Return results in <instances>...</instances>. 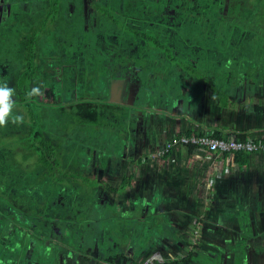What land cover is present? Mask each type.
<instances>
[{
	"label": "rangeland",
	"instance_id": "obj_1",
	"mask_svg": "<svg viewBox=\"0 0 264 264\" xmlns=\"http://www.w3.org/2000/svg\"><path fill=\"white\" fill-rule=\"evenodd\" d=\"M196 1L197 12L214 18L217 12L225 13V0L223 4ZM54 3L52 12L51 0H0V81L14 88L13 99H19L15 83L26 70V37L42 32L29 88H23L28 92L37 87L42 95L35 98L65 103L49 112L47 126L66 166L61 182L44 177L41 170H32L29 178L21 175L26 174L23 169L3 173L0 181L13 183L0 188V196L17 203L16 208L29 209L34 221L14 223L10 206L0 200V213L6 216L5 223L1 219L5 226L0 238L16 226L18 249L27 240L22 256L1 249L0 264H172L194 244L191 264H231L234 255L241 257L239 264H264V253L250 250L246 258L241 254L244 245L264 247V152L247 156L244 169L228 161L223 176L221 167L211 172L205 164L191 163L182 172L175 166L161 168L168 153L166 142L179 125L235 128L239 123L240 118L227 120L220 115L228 113L218 110L214 91L227 90L235 101L232 110L244 109L245 126L251 130L247 140L264 137L263 132L252 131L264 128V31L255 28L236 36L230 28L216 25L215 19L203 20L205 28L187 39L200 53L203 49L205 56L210 55L206 64L197 63L196 72H188L177 61L170 75L165 74L168 80L155 85L156 70L150 68L160 63L152 60L155 47L146 46L143 35L158 39L159 53L183 58V49L176 48V35L163 17L145 12L137 0ZM247 6L246 24L257 12ZM198 51L189 50L187 60ZM141 58L145 59L137 62L138 67L134 61ZM202 73L206 79L198 78ZM104 76L121 82L118 100L131 109L98 104L97 122L112 126L73 124L71 107L76 101L109 98L101 86ZM16 109L14 113L26 119L23 110ZM16 125L25 132L23 123ZM16 125L9 121L0 128V168L3 163L10 166L5 162L7 145L18 137L10 138L8 133ZM112 218L132 220L133 234L126 245L116 235L108 239L109 245L100 242L99 231ZM121 250L126 258L115 256ZM131 253L137 254L136 263L130 260Z\"/></svg>",
	"mask_w": 264,
	"mask_h": 264
},
{
	"label": "trees",
	"instance_id": "obj_2",
	"mask_svg": "<svg viewBox=\"0 0 264 264\" xmlns=\"http://www.w3.org/2000/svg\"><path fill=\"white\" fill-rule=\"evenodd\" d=\"M55 2H59V0H51V11L55 12V9L53 7V4ZM142 6L145 12L150 13L152 15H155V17H163L166 20V24L168 25V28L172 29V31L175 33L176 39V48L181 47L182 50V57L183 58H176L174 55L169 53H164L159 51H162L159 46L161 45L158 41V39L155 38H148L147 36H142L141 40L144 42L146 46H152L155 47L154 53L156 56L152 60L154 62L160 63V66L157 68H150L155 69L156 72H152V74H155V85H158L159 81H162L164 84L165 81H167V77L165 74L170 75L171 70L173 69V66H175V63L177 61L179 62V65L188 72H196L195 66L198 67L197 63L206 64L207 57L209 58L210 55L207 54L205 56L206 51L201 49V53L198 51V47L196 44H192V39H187L192 32L196 30H202L204 27V21L205 20H214L217 23H219L221 29L227 30L228 28L231 29L232 32H234L237 35H239L240 32H244V30L253 31L255 28H257L259 31H264V0H225V13L222 14L221 12H217V16L214 18V15H208V12H204L203 14L201 12H197L196 4L197 1L195 0H137ZM207 3V1H206ZM210 3L212 4V1L210 0ZM220 4L224 3V0L219 1ZM245 5V8H244ZM254 8L256 14L254 15L253 20H251L248 24L244 23V12L248 10V6ZM245 9V10H244ZM191 19H190V18ZM243 17L242 19H240ZM204 20V21H203ZM114 32L119 35H125V32L120 31V29H115ZM42 32H31L27 35L26 38H29L28 42L24 43L25 47L27 49V56H26V70L24 73L20 74L16 80L15 87L19 88V99L15 100V108H21L23 110L24 114H26V119L23 118L25 125V132L21 128L20 131L17 129V125L12 130L11 133H8V137H18L17 141L12 140L10 144L7 145V147L10 149L9 152H7V157H5V162L10 164V166H6L4 163L2 164V167L0 168V178H2L3 173L6 170H19L23 169L25 170L26 174H21L24 177L30 176V173L32 170L38 171L41 170V172L44 174V177L55 179L54 181H60V177H62V170L66 166L64 165V162L59 158V150L60 145L56 143V136L53 138L50 133V130H48V116L49 112L56 111L59 109H62L65 106V103L59 101V102H47L44 101L41 97L35 98L32 97L31 99L26 98L27 88H29L28 83L31 77L30 69L32 66V60L33 57H35V48H38L39 45V35ZM139 38V37H138ZM158 47V48H157ZM175 48V49H176ZM197 50L198 53H195V55L189 56L187 60V54L189 50ZM187 50L186 52H184ZM145 58H141L140 60L134 61V63L137 65V62L144 61ZM186 62L189 63L186 64ZM135 65V66H136ZM155 65V64H154ZM139 67V65H137ZM166 66V68H165ZM204 69L207 70V66H204ZM150 74V72H149ZM162 75V78L160 77ZM198 78L206 79V74L204 75L202 73L197 75ZM181 78V77H180ZM188 78V77H186ZM190 78V77H189ZM227 78V77H226ZM123 79V78H122ZM184 79V78H182ZM225 79V78H224ZM121 80V79H120ZM102 83L101 86L104 90L108 92L109 98L107 99H80L76 101V105L72 106V114L71 121L73 124H76L77 126H83L85 124L87 125H94L99 123L102 127H109L112 126L111 123H103V122H97V114H96V108L97 105L100 104L103 107H110V106H120L121 109L130 110L131 108L125 105H121L120 101L118 100V93L120 89L121 82L116 81L115 79H112L111 77L104 76L101 79ZM32 85V83H30ZM224 84H226L224 82ZM23 87H26L24 89ZM227 90H221V92L217 91L214 93V96L218 98L219 105L222 107L228 106V98L226 97ZM118 101H117V100ZM82 104H86V107H83ZM15 110V112L17 111ZM103 117V116H101ZM21 127V125H20ZM264 132V129L262 130ZM24 133V135H23ZM23 135V136H22ZM213 137L224 139L223 135L219 132H214ZM235 139H238L240 141H246L247 136L246 134H237L235 136ZM58 142H60V138L57 136ZM258 139H253V141H256ZM262 142H264V137L260 138ZM188 153H192L193 150L197 149V147L194 146H188ZM248 156V155H247ZM247 156H243L241 154H234L233 155V161L236 162L239 166L245 165L247 163ZM0 160H2V156L0 157ZM6 163V164H7ZM63 163V164H62ZM31 164V165H30ZM64 165V166H63ZM57 175V176H56ZM16 176H18L16 174ZM55 177V178H54ZM16 178V177H15ZM21 176L19 175L17 177L18 180ZM57 178V179H56ZM13 181H9L7 183H3V181H0V188H5L7 186L12 185ZM30 196V194H27ZM0 200L4 204H8L11 209L10 213L13 215V222L18 224H24L26 221H29L30 223L34 220L32 219L33 212H31L29 209H18L16 206L18 205L15 202H10L6 197L3 198V196H0ZM3 218L4 223L6 220V216L3 213H0V233L3 230V225L1 223V219ZM132 220L127 219H119V218H112L110 221L105 223L102 227V229L99 231V240L103 245H109L108 239L114 238L115 235L118 237L117 239L123 243V245H126V240L133 234L131 233L132 229L129 228L131 225ZM18 233V228L16 226H12L10 234L6 236L5 239L0 238V251L1 249H5L13 254H20L21 256L24 253V248L27 244L23 245V249H18L17 247V239L16 234ZM29 236V232L27 237ZM123 239V240H121ZM118 241V242H119ZM43 240L38 241L37 243H42ZM118 242H114L116 245ZM114 245V249L115 248ZM190 246V245H189ZM191 250L187 253V255L178 260H174L172 264H191L193 262V248H195V244L190 246ZM238 249V247H235ZM240 249V248H239ZM241 250V249H240ZM253 250L256 251V253H264V247H255L254 245H244V252L242 251V256L246 258L248 256V251ZM122 251V250H121ZM117 251L115 256H118L120 258H126V255L122 251ZM33 253L37 256L40 255L38 251H33ZM135 256L132 258L130 257L132 261L135 262L137 254H134ZM241 260V257L239 255H234L232 257V261L234 264H238ZM148 264H167V262H158V261H152Z\"/></svg>",
	"mask_w": 264,
	"mask_h": 264
},
{
	"label": "crops",
	"instance_id": "obj_3",
	"mask_svg": "<svg viewBox=\"0 0 264 264\" xmlns=\"http://www.w3.org/2000/svg\"><path fill=\"white\" fill-rule=\"evenodd\" d=\"M215 92L216 91H214V93ZM226 94H227L226 97L228 98V101H227L228 102V106L222 107V106L219 105L218 100H216L218 110H221L224 113H228L227 115H224L223 113H221L220 115H222L223 118H227V120L228 119H233L234 120V119L240 118V121H238L239 123H237L235 128H231V127H228V126L221 127V124H220V126L213 125V127L207 126L205 128H207L208 130L212 131V133H211L212 135H213L214 132H219L220 134L223 135L224 139H235V136L237 134H244V133L247 136V134H249L248 132H251V130L248 129V126H245L246 124H248L247 123L248 121H245V118H247V115L245 114L244 109L240 110V112H238V113H236V111H233L232 107L235 105V101H233L232 99L229 98L228 92ZM185 124H187V125H182V126L179 125L176 134L170 135V139H171L172 136L183 134V133H188V132H191V131H195L196 133H204L202 130H195V129L192 128V127H199V128L205 129V128L202 127V123H200L199 125H196L195 123L192 124V123L186 122ZM191 125H195V126H191ZM218 125H219V123H218ZM263 129H261V130H254L253 129L252 131L263 132L262 131ZM170 139H168V141ZM259 153H261V152L253 153V154L259 155ZM166 154L167 155H165L162 158L161 168L164 169V167L166 166L167 169H168L169 166H171V167L175 166V167H177V169L180 172H182V170L185 167L189 168L191 163H192V166L193 165L200 166L202 164H205V167H207L208 169H211L210 170L211 172H213V171H215V169H218L219 167H221V169H220L221 172L220 173L223 176V174L226 172V166L228 165L227 162L228 161L233 162V157H222V158H219V159L213 158V160H212L211 159L212 156H210L205 150H202V149H199V148L193 150V152L190 154V153H188L187 147H176L173 150H169L168 153H166ZM253 154H250V155H253ZM250 155H248V156H250ZM256 160H258V159H256ZM247 163H248V159H247ZM243 165L240 166L241 169H244V168H242ZM194 171L195 170L192 169L191 172H194ZM205 171L207 172L208 170H204V172ZM200 172H201V170L199 171V173ZM158 175H160V174L158 173ZM150 176L153 179L156 177L154 172L152 174H150ZM134 254H136V253H131L132 258L135 256ZM136 261L137 260H135V263H136ZM231 264H234L232 259H231Z\"/></svg>",
	"mask_w": 264,
	"mask_h": 264
},
{
	"label": "built area",
	"instance_id": "obj_4",
	"mask_svg": "<svg viewBox=\"0 0 264 264\" xmlns=\"http://www.w3.org/2000/svg\"><path fill=\"white\" fill-rule=\"evenodd\" d=\"M194 146L205 150L214 158L233 157L234 154L247 156L253 153L264 152V142L260 139L240 141L238 139H220L212 134L196 133L191 131L172 136L165 145L168 152L176 147Z\"/></svg>",
	"mask_w": 264,
	"mask_h": 264
},
{
	"label": "clouds",
	"instance_id": "obj_5",
	"mask_svg": "<svg viewBox=\"0 0 264 264\" xmlns=\"http://www.w3.org/2000/svg\"><path fill=\"white\" fill-rule=\"evenodd\" d=\"M15 89L9 87L7 82L0 81V128L6 127L11 121L13 124H22L23 116L14 113ZM42 95L40 89L33 87L26 93V98L31 99L34 96Z\"/></svg>",
	"mask_w": 264,
	"mask_h": 264
}]
</instances>
